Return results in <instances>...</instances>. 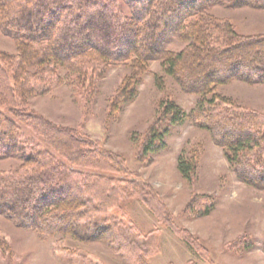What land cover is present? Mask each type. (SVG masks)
I'll return each mask as SVG.
<instances>
[{
	"label": "trees",
	"instance_id": "trees-1",
	"mask_svg": "<svg viewBox=\"0 0 264 264\" xmlns=\"http://www.w3.org/2000/svg\"><path fill=\"white\" fill-rule=\"evenodd\" d=\"M193 1L147 0V7L137 10L133 0H127L132 6L127 15L117 0H0V35L14 40L18 53H0V158L21 160L16 169L0 172V214L46 239L74 236L79 223L84 230L101 232L103 223L91 214L134 192H141L140 199L154 207L151 196L132 181L92 177L89 169L119 172L120 162L25 106L29 98L63 82L81 101L90 102L106 71L127 61L130 72L112 99L111 114L133 100L149 62L158 60L184 92L199 96L188 118L224 148L237 179L264 189V114L216 92L235 79L264 84V34L239 35L229 21L184 6ZM213 1L227 8L264 10V0ZM142 9H147L144 19L138 13ZM171 17L176 19L174 35L184 44L177 52L165 49L162 42L165 20ZM160 107L158 121L142 142L141 156L158 152L170 127L185 118L172 101L164 100ZM177 169L190 181L194 161L179 156ZM108 225L111 239L119 235L132 245L123 232ZM184 240L192 245L188 236ZM136 250L131 260L144 264L145 252Z\"/></svg>",
	"mask_w": 264,
	"mask_h": 264
},
{
	"label": "rangeland",
	"instance_id": "rangeland-1",
	"mask_svg": "<svg viewBox=\"0 0 264 264\" xmlns=\"http://www.w3.org/2000/svg\"><path fill=\"white\" fill-rule=\"evenodd\" d=\"M126 1L117 0V4L129 15L132 6ZM132 3L137 10L147 7V0ZM203 3L206 5L195 0L184 6L229 21L239 35L264 34L263 9L227 8L213 0ZM146 11L138 12L143 19ZM187 20L189 17L183 21ZM165 21L163 47L180 51L184 44L174 35L176 19ZM0 53L16 57L15 41L0 35ZM129 65L128 61L112 65L90 102L81 101L63 82L29 98L25 106L60 128L71 129L76 136L89 140L93 150L120 162L116 166L119 172L104 167L89 169L92 177L132 181L151 196L154 207L140 199L141 192H134L91 214V218L101 220L105 230H84L79 223L74 236L46 239L16 227L0 214V264H138L131 260L138 255L136 248L145 252L144 264H264V189L240 182L224 148L190 121L188 116L197 107L199 96L184 92L163 72L160 62L153 60L133 100L110 113L112 99L130 72ZM216 92L234 104L264 114V84L249 85L235 79L218 86ZM164 100L180 107L185 118L170 127L158 152L141 156L142 142L158 121ZM179 156L194 161L195 173L190 181L177 169ZM20 163L13 156L0 158V172L12 171ZM108 224L123 232L132 245L119 235L116 241L111 239L106 232ZM184 236L192 240L191 246Z\"/></svg>",
	"mask_w": 264,
	"mask_h": 264
}]
</instances>
